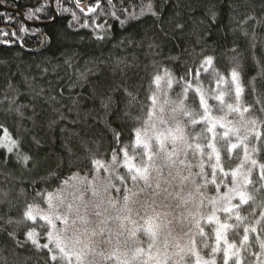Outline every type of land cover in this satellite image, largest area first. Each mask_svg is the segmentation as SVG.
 <instances>
[{
    "label": "trees",
    "instance_id": "1",
    "mask_svg": "<svg viewBox=\"0 0 264 264\" xmlns=\"http://www.w3.org/2000/svg\"><path fill=\"white\" fill-rule=\"evenodd\" d=\"M70 1L59 0L58 20L37 29L0 7V25L8 22L15 32L8 33V41L0 33V130L16 143L12 154L0 149V264H53L51 255L55 264H70L52 246L51 252L42 247L50 227L28 218V210L46 206L47 195L74 174L93 175L98 163L118 167L121 179L115 186L121 192L131 186L135 174L125 162L128 157L136 166L146 163L138 131L150 118L156 78L165 72L174 80L172 97L183 101L188 141L202 146L205 158L213 142L218 175L228 173L224 180L220 176L224 183L231 182L244 149L233 148L234 138L223 129L211 132L193 86L204 88L213 113L221 116L237 98L231 74L240 75L242 105L260 127V136L251 140L258 165L249 179L248 200L223 217L229 240L240 250V260L233 257L226 264H264V0H95L94 12ZM50 2L0 0L25 18L31 9L34 18L27 20L34 22L53 18ZM133 11L137 15L129 18ZM85 21L89 26L80 27ZM35 31L45 44L31 52L42 44ZM220 81L224 103L217 98ZM216 230L215 223L204 222L196 247L207 258L218 251L223 264ZM32 231L39 234V247Z\"/></svg>",
    "mask_w": 264,
    "mask_h": 264
},
{
    "label": "rangeland",
    "instance_id": "2",
    "mask_svg": "<svg viewBox=\"0 0 264 264\" xmlns=\"http://www.w3.org/2000/svg\"><path fill=\"white\" fill-rule=\"evenodd\" d=\"M231 80L237 98L221 116L213 113L204 88L193 86L211 132L223 129L225 136L234 138L233 148L244 149L230 183L222 181L228 173L218 175L219 156L213 142L205 158L203 147L188 141L182 120L185 107L172 97L174 80L165 72L156 78L150 118L138 131L137 144L146 150V163L139 167L128 157L125 162L135 174L131 186L121 192L115 186V179H121L118 167L98 163L93 175L74 174L47 195L46 206L28 210L31 220L48 223L49 247L70 264H219L218 251L207 258L196 247L198 229L204 222H213L217 245L224 250L223 264L233 257L240 260V250L229 240V223L223 217L229 218L238 204L248 200L249 179L258 165L251 140L260 136V127L242 105L240 75L233 72ZM224 87L220 81L217 98L221 103L226 97ZM0 141L14 140L2 130ZM30 238L42 244L37 231Z\"/></svg>",
    "mask_w": 264,
    "mask_h": 264
},
{
    "label": "snow or ice",
    "instance_id": "3",
    "mask_svg": "<svg viewBox=\"0 0 264 264\" xmlns=\"http://www.w3.org/2000/svg\"><path fill=\"white\" fill-rule=\"evenodd\" d=\"M56 3H57L56 10H57V12H59L61 10L60 7H59V0H56ZM108 3L109 4H112V0H108ZM76 4H77L78 7L80 6L79 5V0H76ZM81 10L83 11V8H81ZM95 10L96 9L94 7L88 8V11L89 12H94ZM39 11H41V9H39V8L36 9V12H39ZM63 11L68 12V11H70V9L63 8ZM123 11L124 12H127L128 10L127 9H123ZM143 12H144V9H141V14H143ZM148 12L151 15H153V16L156 15V13L152 10L151 5L148 6ZM112 15L113 16H116L115 11L112 12ZM136 15H137V13L135 11H133V12H131L129 14V18H134ZM32 18H34V14H33L32 10L30 9L29 12H28V14H26V19H32ZM36 18L38 19V17H36ZM117 19H118V17H117ZM73 20H75L77 22L79 21V17H77L75 15V13H73ZM88 26L89 25H88V22L87 21H85L82 25H80V27H83V28H87ZM96 27L100 28V27H103V26L102 25H96ZM21 31L22 32H26L27 29L22 27L21 28ZM13 36H15V32H13ZM98 38H102V37H98ZM45 71H47V70H45ZM69 87L71 89L72 87H74V85H71L70 84ZM0 131H2V130H0ZM14 147H15V142L14 141H0V149L5 150L6 151V154H12L13 151H14ZM25 160H27V157H25ZM29 236H31V234H29ZM33 243L34 244H37L38 247L40 246L38 244V242L35 241V240H33ZM42 247L45 248V249H48L51 252V249L49 248V245L47 243L44 244ZM50 259L53 261V264H55L56 256L55 255H51L50 256Z\"/></svg>",
    "mask_w": 264,
    "mask_h": 264
},
{
    "label": "flooded vegetation",
    "instance_id": "4",
    "mask_svg": "<svg viewBox=\"0 0 264 264\" xmlns=\"http://www.w3.org/2000/svg\"><path fill=\"white\" fill-rule=\"evenodd\" d=\"M67 1H70V0H67ZM93 1H95V0H79V7L77 6V4H76V0H71L70 1V4L71 5H74L75 7H77V8H83V11L84 12H89L88 11V8H90V7H92L93 6ZM55 4H56V0H54V2H53V4H52V0H51V2H50V8H51V10L53 11V18H54V15H55V12H57V10H56V6H55ZM24 14V13H23ZM18 15V14H17ZM20 16V15H19ZM21 17V16H20ZM53 18L51 19V20H53ZM58 18H59V12H57V20H58ZM21 20L23 21V23L27 26V27H31V28H35V29H37V28H42V27H47V26H41V27H36V26H31V25H28V23H32V24H38V23H46V22H49V21H38V22H34V21H28L26 18H25V16H24V19L21 17ZM50 20V21H51ZM56 20V21H57ZM0 27L1 28H3L2 30H0V31H2V32H0V33H2V34H4L3 35V38L5 39V40H7L8 41V33H11V35H13V32H14V30H12L11 28H10V24L8 23V22H4V24L3 25H0ZM33 33V35H35L36 37H38L39 39H41L42 40V44H43V42H44V44H45V38H44V35L43 34H41V33H38V31L36 32H32ZM41 44V45H42Z\"/></svg>",
    "mask_w": 264,
    "mask_h": 264
},
{
    "label": "water",
    "instance_id": "5",
    "mask_svg": "<svg viewBox=\"0 0 264 264\" xmlns=\"http://www.w3.org/2000/svg\"><path fill=\"white\" fill-rule=\"evenodd\" d=\"M54 0H52V4H53ZM0 7L6 11H9V12H12V13H15V14H18L20 15L23 19H24V14L22 11H19V10H16V9H10V8H7L6 6H3L1 3H0ZM57 20V12H55V15H54V18L53 20L49 21V22H46V23H38V24H32V23H28V25H31V26H36V27H41V26H49V25H52L56 22ZM3 28L0 27V30H2ZM44 46V42L43 44L37 48V49H33V50H29V51H37L39 49H41L42 47Z\"/></svg>",
    "mask_w": 264,
    "mask_h": 264
},
{
    "label": "bare ground",
    "instance_id": "6",
    "mask_svg": "<svg viewBox=\"0 0 264 264\" xmlns=\"http://www.w3.org/2000/svg\"><path fill=\"white\" fill-rule=\"evenodd\" d=\"M6 11V10H5ZM9 12V11H8Z\"/></svg>",
    "mask_w": 264,
    "mask_h": 264
}]
</instances>
